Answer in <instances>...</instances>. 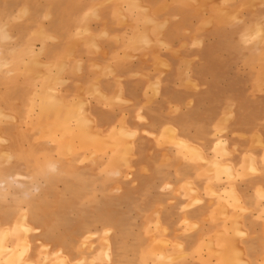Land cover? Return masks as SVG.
I'll list each match as a JSON object with an SVG mask.
<instances>
[{"label": "rangeland", "instance_id": "374dc122", "mask_svg": "<svg viewBox=\"0 0 264 264\" xmlns=\"http://www.w3.org/2000/svg\"><path fill=\"white\" fill-rule=\"evenodd\" d=\"M208 4L202 31L207 57L191 63L199 77L186 81L203 89L204 103L189 111L187 129L200 138L178 139L172 123L160 133L145 131L148 143L128 116L116 128L98 129L83 97L69 104L58 94L69 81L68 61L57 67L41 60L43 42L69 45L67 55L75 60L76 54L102 52L98 40L108 39V32L94 33L91 25L98 26L102 9L113 5L125 25L134 12L146 21L143 29L131 26L132 47L124 52L142 46L168 51L164 41L152 47L145 40L156 21L140 0H0V55L20 53L27 38L34 80L31 91L18 85L10 91L0 81V233L10 229L0 234V264H63L61 257L66 264H250L240 243L245 236L235 232L248 210L233 185L264 177V0ZM171 22L166 16L155 28L161 37ZM3 61L1 69L8 66ZM176 114L182 115L178 107L174 120ZM138 121L148 122L144 116ZM144 146L148 156L141 158ZM186 171L194 172L192 180ZM222 179L231 184L228 197L238 210L234 219L232 206L219 207L220 218L233 221L232 236L206 238L201 217L190 212L221 195L199 183ZM258 191L264 199V189Z\"/></svg>", "mask_w": 264, "mask_h": 264}, {"label": "crops", "instance_id": "0c3cea01", "mask_svg": "<svg viewBox=\"0 0 264 264\" xmlns=\"http://www.w3.org/2000/svg\"><path fill=\"white\" fill-rule=\"evenodd\" d=\"M140 1L143 7L147 8V13L154 15L156 21L154 25L150 26L152 29L150 37L147 36L145 40H150L152 47H159L160 41H164L170 48L168 51L162 52L159 48L155 49L156 47L148 51L142 46L140 52H124V47L125 49L132 47L131 26L143 29L146 21L142 14L134 12L132 14L138 15L137 19L129 14L126 22L128 24L125 25L123 18L117 13V5H113L102 9V21L98 26L91 25L94 33L101 35L105 28L108 32V39L98 40L102 52L76 54L75 60L67 55L69 45H57L58 47L53 48L54 44L43 42L45 53L41 60L45 63H55L57 67L61 62L68 61L66 73L69 76L66 78L70 82L68 81L58 94L65 103L69 104L72 101L77 102L79 97H83L89 116L94 120L98 129L103 132L118 127L123 118L128 116L133 129L141 132L144 142H152L149 137L143 135L145 131L160 133L162 129L171 127L173 123L175 127L179 128L178 139L186 143H194L200 137L197 132L193 134V129L190 132L187 130L192 126L189 111L198 105L202 106L204 95L202 94L203 89L196 91L191 85L186 84V81L187 77H199L191 63L204 61L207 57L208 40L204 38L202 31L207 20L203 9L209 7L208 0ZM212 6L213 4L210 7L212 8ZM162 13L164 14L161 15ZM165 15L170 17L172 22L161 37L155 28L164 22ZM106 18H108L107 22H105ZM45 30H48V27ZM116 37H119L118 42H116ZM22 41L23 43L19 46L20 53L11 52L2 55V57L0 55V81L2 79L5 85L10 84L8 85L10 91L17 88V85L24 91H31L34 86L28 65L29 58L33 55V47L28 44L27 38H23ZM39 44V46H43L42 43ZM3 59L8 66L1 69ZM78 62L82 63L79 67ZM200 67L202 64L198 69ZM155 86L157 87L155 88ZM15 90L17 91V89ZM123 100L129 102L128 109L123 107ZM174 107L180 108L182 112L180 117L176 114V120L172 118ZM10 109L17 110L15 107ZM83 116L88 121V116L85 114ZM138 116H144L148 122L140 123ZM235 129L248 131L239 127H235ZM128 133L131 136L135 135V132ZM147 152L148 150L144 146L142 149L140 148L138 155L145 158L148 156ZM199 172L200 170L197 174ZM185 176L192 180L194 172L186 171ZM199 185L203 187V191H207L208 186H212L221 195L212 206L210 205L211 199L205 198L204 207H198L199 212L191 211V217H201L204 237L213 238L219 232H225L228 237H231L233 221H223L219 216V207L225 204L233 207L230 210L231 218L235 219L238 213L227 193L231 184L222 179L220 182L213 183L212 180H209L201 182ZM233 186L239 195L238 199H242L240 204L243 203L242 207L248 210V213L244 214L240 221H236L238 225L235 227V232L245 236L240 243L250 264H264V199L260 197L258 191L259 188L264 189V177L258 178L254 182L236 183ZM3 227L0 234L8 229L10 235V229L5 228L6 226ZM26 245L28 253L29 247L27 243ZM34 250H36L35 260H37L40 254L36 248Z\"/></svg>", "mask_w": 264, "mask_h": 264}, {"label": "bare ground", "instance_id": "6f19581e", "mask_svg": "<svg viewBox=\"0 0 264 264\" xmlns=\"http://www.w3.org/2000/svg\"><path fill=\"white\" fill-rule=\"evenodd\" d=\"M226 19H227V18H226ZM228 19H229V18H228ZM232 19H233V18H232ZM250 36H251V35H250ZM8 38H9V37L6 35L5 39H8ZM261 38H262V37H261ZM149 48H150V47H149ZM261 70H262V69H261ZM231 121H232V120H231ZM128 135H129V134H128ZM128 135H127V136H128ZM216 164H217V162H216ZM227 170H228V169H227ZM222 174H223V173H222ZM231 175H232V174H231ZM234 198H235V197H234ZM235 200L237 201V199H235ZM3 212H4V211H3ZM2 215H3V214H2ZM25 218H26V217H25ZM23 220H24V219H23ZM23 226H24V229L28 230V226H25L24 223H23ZM8 232H9L8 229H5V232H4V233H5L6 235H9ZM110 233H111V232L108 230V233H107V234H110ZM5 234H4V235H5ZM6 235H5V236H6ZM114 240H115V239H114ZM117 240H118V239H117ZM1 242H2V241H1ZM108 245H109V246H108L107 251H106V257H107L108 259H110V252H111L110 243H108ZM114 246H115V245H114ZM22 249H23V248H22ZM6 250H7V249H6ZM14 251H15V250H14ZM60 252H62V251H59V253H60ZM67 252H68V251H67ZM16 254H17V253H16ZM66 260H67V259H65V257H64V258L61 257L60 262L62 261L63 264H66Z\"/></svg>", "mask_w": 264, "mask_h": 264}]
</instances>
